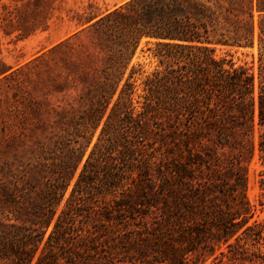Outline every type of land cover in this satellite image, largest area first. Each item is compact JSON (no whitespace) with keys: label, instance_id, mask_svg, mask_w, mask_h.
Instances as JSON below:
<instances>
[{"label":"trees","instance_id":"16d2710c","mask_svg":"<svg viewBox=\"0 0 264 264\" xmlns=\"http://www.w3.org/2000/svg\"><path fill=\"white\" fill-rule=\"evenodd\" d=\"M237 1L218 15L199 0H130L92 25L119 31L117 48L72 78L79 108L45 109L51 142L30 147L46 174L29 217L16 214L24 187L0 178L1 211L16 221L0 230V264H201L223 246L248 256L263 233L249 164L258 126L264 149V7ZM257 27V70L217 55L218 45L253 47ZM144 38L159 67L136 84L128 69ZM28 102L23 119L39 118L43 103ZM261 189L263 205L264 179ZM256 258L264 264L263 251Z\"/></svg>","mask_w":264,"mask_h":264},{"label":"rangeland","instance_id":"374dc122","mask_svg":"<svg viewBox=\"0 0 264 264\" xmlns=\"http://www.w3.org/2000/svg\"><path fill=\"white\" fill-rule=\"evenodd\" d=\"M128 1L0 0V178L6 183L17 180V184L24 187L17 215L30 216L25 207L33 208L30 202L35 198L37 182L46 174L43 164L29 163L34 141L51 142L47 125L51 126L52 119L45 109L79 108L78 98L83 86L72 78H79L83 71L93 75L95 69L106 65L104 57L117 48L112 40L119 31L105 29L100 33L92 25ZM199 1L206 2L218 15L224 14L221 6L229 5V0ZM254 1L256 6L264 7V0ZM258 23L259 12L256 10L257 26ZM67 40V45L60 46ZM216 49L218 56L232 55L239 64L254 62L257 70L260 52L258 27L253 47L218 45ZM154 51V45L147 44L144 38L128 69V74L133 66L138 70L134 77L136 84L159 67ZM30 99L43 103L42 108L33 106L36 114L39 112V118L29 113L27 119H23V104L27 105ZM262 131L259 126L255 131V154L249 164V194L258 206L252 222L256 219L260 223L262 238L259 242L250 241V252L245 259H230L232 253L223 246L224 254L218 251L217 258L211 257L201 264H262L256 258L260 250L264 252V204L258 202L264 179V149L260 146ZM46 154V158L52 157L51 153ZM41 161L46 162L45 159ZM8 166L16 173L15 177L9 175ZM4 172H7L6 176H2ZM5 188L7 186H0L2 200L9 198ZM26 193L30 198H25ZM13 218V214L1 211L0 204V230L6 229L9 223H16ZM253 233V237L258 236L255 230Z\"/></svg>","mask_w":264,"mask_h":264}]
</instances>
